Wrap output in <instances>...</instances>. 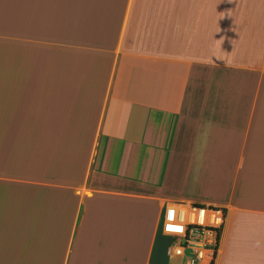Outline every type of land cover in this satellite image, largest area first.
Listing matches in <instances>:
<instances>
[{
	"label": "crops",
	"instance_id": "obj_1",
	"mask_svg": "<svg viewBox=\"0 0 264 264\" xmlns=\"http://www.w3.org/2000/svg\"><path fill=\"white\" fill-rule=\"evenodd\" d=\"M174 202L264 264V0H0V264H177Z\"/></svg>",
	"mask_w": 264,
	"mask_h": 264
},
{
	"label": "built area",
	"instance_id": "obj_2",
	"mask_svg": "<svg viewBox=\"0 0 264 264\" xmlns=\"http://www.w3.org/2000/svg\"><path fill=\"white\" fill-rule=\"evenodd\" d=\"M227 213L222 207L174 202L165 209L162 228L170 239L168 255L177 264H215Z\"/></svg>",
	"mask_w": 264,
	"mask_h": 264
},
{
	"label": "rangeland",
	"instance_id": "obj_3",
	"mask_svg": "<svg viewBox=\"0 0 264 264\" xmlns=\"http://www.w3.org/2000/svg\"><path fill=\"white\" fill-rule=\"evenodd\" d=\"M74 19H76V18L74 17ZM168 259H169V257H168ZM169 262L173 263L172 259L171 260L169 259Z\"/></svg>",
	"mask_w": 264,
	"mask_h": 264
}]
</instances>
